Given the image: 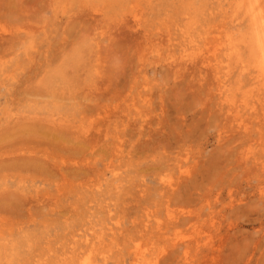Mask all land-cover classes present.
Segmentation results:
<instances>
[{
    "label": "rangeland",
    "instance_id": "1",
    "mask_svg": "<svg viewBox=\"0 0 264 264\" xmlns=\"http://www.w3.org/2000/svg\"><path fill=\"white\" fill-rule=\"evenodd\" d=\"M261 43L264 0H0V264H264Z\"/></svg>",
    "mask_w": 264,
    "mask_h": 264
},
{
    "label": "bare ground",
    "instance_id": "2",
    "mask_svg": "<svg viewBox=\"0 0 264 264\" xmlns=\"http://www.w3.org/2000/svg\"><path fill=\"white\" fill-rule=\"evenodd\" d=\"M262 45L260 46V60H259V67H260V70H259V72L261 73V74H259V76H261V77H263L264 78V44L263 43H261ZM264 102V101H263ZM145 131V130H144ZM41 134H43V133H41ZM36 136V135H35ZM40 136V135H39ZM37 137V136H36ZM11 138V137H10ZM26 139V138H25ZM11 140V139H10ZM18 143H19V141H18ZM80 145V144H79ZM15 146V145H14ZM83 146V145H82ZM13 153V152H12ZM17 158V157H16ZM6 160V159H5ZM7 161V160H6ZM43 162V161H42ZM33 163V162H32ZM7 165H9V164H7ZM44 167V166H43ZM42 169V168H41ZM47 169V168H46ZM44 170H45V168H44ZM102 244V243H101ZM99 246V245H98ZM87 256H88V254H87ZM139 257V253H135V258H138ZM88 260V259H87ZM139 261V260H138ZM80 264H88V262L87 261H81V263ZM91 264V263H90Z\"/></svg>",
    "mask_w": 264,
    "mask_h": 264
}]
</instances>
